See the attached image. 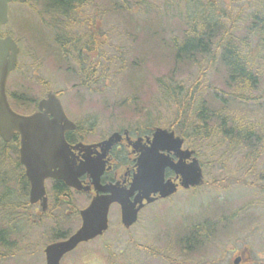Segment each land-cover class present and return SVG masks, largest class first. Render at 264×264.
<instances>
[{
  "label": "rangeland",
  "instance_id": "obj_1",
  "mask_svg": "<svg viewBox=\"0 0 264 264\" xmlns=\"http://www.w3.org/2000/svg\"><path fill=\"white\" fill-rule=\"evenodd\" d=\"M249 2L237 0L244 7ZM76 6V12L63 17L50 11L44 0L9 4V21L0 32L11 35L20 47L17 68L7 81L8 95L22 102L15 109L31 112L52 90L87 142L121 128L132 133L168 128L173 106L163 95L160 81L177 71L176 79L189 85L199 73L192 68L175 71L165 54L166 44L179 40L185 28L180 21L182 10L176 6L168 9L162 0H86ZM58 33L62 34V46L55 41ZM73 40H78L74 46L70 43ZM65 51H78L82 59L88 54L94 60H81L78 65L70 57L60 63L59 56ZM82 62L86 71L92 67L101 74L90 79L88 71L90 83H81L86 80L79 73ZM220 70L204 74V83L212 86L210 94L224 88ZM260 89L264 90V81ZM235 106L230 111L239 113L242 106ZM189 143L198 150L205 179L202 187L178 190L148 205L127 229L121 224L119 206L112 205L108 229L66 254L60 264H170L154 252L169 256L173 264H234L240 255L243 260L238 264H264V194L259 193L264 187V153L253 161L245 151H238L224 156V163L219 164L227 145L197 137ZM17 163L11 144L3 145L0 138V172L4 175L0 196L10 190L8 198L0 202V225L4 214L8 224L18 226L12 238L17 254L0 264H45L43 249L54 240L53 233H72L80 224L72 211L84 207L90 197L70 191V208L56 209L57 201L52 197L51 209L42 213L39 205L29 204L28 192L18 187L16 178L22 170ZM50 187L47 182L48 195ZM193 225L208 231L209 240L204 249L186 254L179 247L183 245L178 242V233ZM145 247L151 251L146 252Z\"/></svg>",
  "mask_w": 264,
  "mask_h": 264
},
{
  "label": "trees",
  "instance_id": "obj_2",
  "mask_svg": "<svg viewBox=\"0 0 264 264\" xmlns=\"http://www.w3.org/2000/svg\"><path fill=\"white\" fill-rule=\"evenodd\" d=\"M44 1L50 11L63 17L76 12L78 6L75 7V4L82 6L83 2H86V0ZM162 2L168 9H171L170 6H176L182 10L183 19L180 21H183L182 24L185 26L179 40L173 39L170 45L166 44L165 54L169 64L175 71L178 68V71L182 69L188 71L192 68L199 72L198 76H195L197 78L189 85L186 80L176 79L174 75L177 71L170 74L166 80L160 81L163 95L173 106L174 115L168 127L184 137L188 143L190 139L197 137L199 141L216 139V143L227 145V150L221 153L219 164L224 163L222 162L224 156L231 157L238 151H245L250 160H258L264 153V90L260 89V84L264 81V0H250L246 7L238 4L237 0H162ZM54 26L58 29L57 25ZM61 36L62 34L58 33L55 37L56 43L60 45ZM76 42L78 40L70 41L73 46ZM70 57H73L78 65L81 64V60L88 63L94 60L88 54L82 59L78 56V51L71 53L65 51L59 56L60 63ZM84 65L82 62L79 73L83 74L86 80L81 83H90L88 71L90 79L93 75L97 77L101 74L99 70L93 72L92 67L86 71ZM217 68H221L219 72L223 78L224 88L210 94L212 86L204 83V74ZM105 77L103 75V78ZM21 95L25 97V94ZM9 100L14 108L18 107L17 103L19 105L22 103L11 96ZM238 105L242 106L239 113L230 111L234 106L240 108ZM16 139L15 136L11 143L13 149L17 147ZM3 177L0 172V185L4 182ZM16 182L22 192H27L28 184L23 174H17ZM53 184V197L59 200L56 204L62 208L61 205L64 204V207L65 203L61 202L59 197H69L71 200V189L61 181H53ZM259 190L260 195L264 194V187H260ZM5 191L6 194L0 196V202L3 198H8L6 195L10 190ZM72 212L78 215L77 210ZM8 220L7 215L3 214L0 225V261L17 254L18 251L16 240L12 239L13 236L16 237L18 226L8 224ZM67 235L66 231L60 230L53 233L54 240L63 239ZM208 237L209 232L202 226L193 225L192 228L178 233V242L183 245L179 247L182 252L193 254L204 249ZM144 250L151 251L147 247ZM153 254L170 264L174 262L167 255L157 252Z\"/></svg>",
  "mask_w": 264,
  "mask_h": 264
},
{
  "label": "water",
  "instance_id": "obj_3",
  "mask_svg": "<svg viewBox=\"0 0 264 264\" xmlns=\"http://www.w3.org/2000/svg\"><path fill=\"white\" fill-rule=\"evenodd\" d=\"M12 1L0 0V27L8 22L9 3ZM18 53L19 48L10 36H0V137L4 142H8L15 133L19 136V161L29 182L30 202L41 201L42 208H46L45 181L49 178L61 180L76 190H88L90 186H83L79 180V177L87 172L91 175L96 190V195L89 204L79 211L80 227L68 238L45 246V264H60L62 257L78 244L101 235L108 227V211L112 203L120 205L121 222L128 228L136 222L138 211L143 207V198L152 202L155 198L150 197L151 194L159 193L160 198L174 194L177 185L172 180H164L167 167L181 176L180 185L183 188L203 183L198 160L192 158L191 162H185L193 151L181 149L183 139L176 136L174 131L157 127L150 147L139 157L138 171L130 188L116 189L114 186L100 185L102 166L95 168L88 156L89 152L83 155L84 160L77 163L72 149L87 150L89 146H71L66 141L65 132L74 129L76 125L68 119L54 93L49 92L46 98L39 101L38 109L30 114L18 113L10 106L6 83L10 72L15 68ZM114 136H117V133L103 144L109 145ZM164 151L172 152L178 157V161H173ZM135 191L138 193L131 201L130 197ZM238 260L239 258L235 263Z\"/></svg>",
  "mask_w": 264,
  "mask_h": 264
},
{
  "label": "flooded vegetation",
  "instance_id": "obj_4",
  "mask_svg": "<svg viewBox=\"0 0 264 264\" xmlns=\"http://www.w3.org/2000/svg\"><path fill=\"white\" fill-rule=\"evenodd\" d=\"M37 103H35V108H37ZM117 132H119V134L115 136L107 146L102 144V142L114 132L95 141L87 142L84 141V133L80 129V126L76 124V128L67 131L66 136H68L67 139L70 145H76L80 142L84 147L90 145L87 150L74 149V154L76 160L79 162L83 159V155L89 152L88 156L93 161L95 168L102 166V173L99 179L100 185H113L116 189H120L129 187L132 176L136 171L135 163L137 158L139 159L141 154L149 147L147 137H151V132H141L137 130L135 133H132L127 128H121ZM16 141L17 144H19L18 138ZM15 149L16 148H14V152L16 153ZM168 154L173 156L172 153ZM174 159L176 160V158ZM165 179H174L176 182H179V178H176L174 173L168 168L165 171ZM80 180L84 185L92 186L86 194H89L88 196L90 197L93 196L95 192L91 175L85 172L81 175ZM179 190L182 189L179 188ZM68 198L69 197H64V200L63 198L61 199L64 203L70 205L71 201H69ZM143 202H146L145 199H143ZM147 206L148 204L145 205L144 208Z\"/></svg>",
  "mask_w": 264,
  "mask_h": 264
}]
</instances>
